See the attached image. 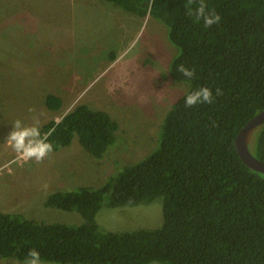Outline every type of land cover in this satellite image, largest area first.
Returning <instances> with one entry per match:
<instances>
[{
	"label": "trees",
	"instance_id": "obj_1",
	"mask_svg": "<svg viewBox=\"0 0 264 264\" xmlns=\"http://www.w3.org/2000/svg\"><path fill=\"white\" fill-rule=\"evenodd\" d=\"M103 1L163 25L177 50L169 77L185 83L186 92L209 87L214 103L185 107V93L165 114L157 147L139 162L96 189L47 196L45 207L77 212L81 224L0 212V259L24 263L35 249L46 264H264V175L248 168L234 146L239 130L264 109V0H204L206 11L221 17L211 27L195 15L199 0ZM181 64L195 70L191 79L177 71ZM61 105L46 96L48 110ZM117 130L107 113L85 104L40 129L51 132L52 152L76 137L98 160ZM249 150L264 162V124ZM157 199L163 220L156 229L106 232L95 221L104 204L135 207Z\"/></svg>",
	"mask_w": 264,
	"mask_h": 264
},
{
	"label": "rangeland",
	"instance_id": "obj_2",
	"mask_svg": "<svg viewBox=\"0 0 264 264\" xmlns=\"http://www.w3.org/2000/svg\"><path fill=\"white\" fill-rule=\"evenodd\" d=\"M90 1L0 0V212L81 224L77 212L45 207L47 196L101 187L151 153L165 114L188 89L169 77L177 50L163 25L149 15ZM48 94L60 98L59 110L47 109ZM79 104L107 113L118 124L116 141L102 159L93 158L76 137L40 162L23 161L13 151L7 137L17 119L31 126L36 118L41 129ZM162 220L161 199L135 207L104 204L95 216L106 232L152 230ZM0 264L24 263L0 259Z\"/></svg>",
	"mask_w": 264,
	"mask_h": 264
},
{
	"label": "clouds",
	"instance_id": "obj_3",
	"mask_svg": "<svg viewBox=\"0 0 264 264\" xmlns=\"http://www.w3.org/2000/svg\"><path fill=\"white\" fill-rule=\"evenodd\" d=\"M207 4L204 0H199V5L195 10L197 18H202L205 26L211 27L219 23L221 17L213 12H207ZM189 15H192L189 9ZM177 71L182 73L184 77L191 79L194 76V69L187 68L181 64ZM220 90H216V95H220ZM214 103L213 92L209 87H200L196 90L186 92L184 96L185 107L191 108L200 104ZM32 111V109H29ZM51 132L42 134L39 127V120L34 118L31 126L23 124L17 119L12 125V131L8 134L7 141L13 151L19 154V158L23 161L35 160L42 161L49 153L53 151V144L48 141ZM24 264H42L40 254L35 249L29 250L28 258Z\"/></svg>",
	"mask_w": 264,
	"mask_h": 264
},
{
	"label": "water",
	"instance_id": "obj_4",
	"mask_svg": "<svg viewBox=\"0 0 264 264\" xmlns=\"http://www.w3.org/2000/svg\"><path fill=\"white\" fill-rule=\"evenodd\" d=\"M264 124V109L244 125L234 139L235 149L242 162L251 170L264 175V162L256 159L249 150V145L256 129Z\"/></svg>",
	"mask_w": 264,
	"mask_h": 264
},
{
	"label": "crops",
	"instance_id": "obj_5",
	"mask_svg": "<svg viewBox=\"0 0 264 264\" xmlns=\"http://www.w3.org/2000/svg\"><path fill=\"white\" fill-rule=\"evenodd\" d=\"M80 2L82 3H87V4H89L91 1L90 0H80ZM94 2H95V0H94ZM109 15H113V17L114 18H116L117 16L116 15H114L116 12H113V11H107V10H105ZM129 19V18H128ZM122 24H124L123 22H122ZM18 263H20V262H18Z\"/></svg>",
	"mask_w": 264,
	"mask_h": 264
}]
</instances>
